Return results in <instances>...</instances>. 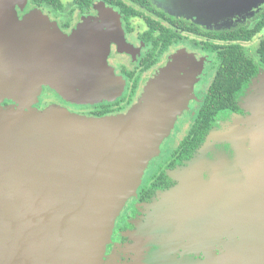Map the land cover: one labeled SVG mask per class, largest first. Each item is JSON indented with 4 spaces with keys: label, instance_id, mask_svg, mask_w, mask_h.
Returning a JSON list of instances; mask_svg holds the SVG:
<instances>
[{
    "label": "water",
    "instance_id": "95a60500",
    "mask_svg": "<svg viewBox=\"0 0 264 264\" xmlns=\"http://www.w3.org/2000/svg\"><path fill=\"white\" fill-rule=\"evenodd\" d=\"M27 1L0 0V264H102L117 217L192 95L193 66L178 64L148 82L142 99L163 91L167 106L151 120L155 104L146 100L102 118L57 106L38 112L32 106L45 86L75 105L120 98L125 83L107 57L110 44L120 49L124 40L106 11L69 37L38 10L19 19L14 9ZM223 1L174 0L191 16L217 11L216 18ZM262 90L264 72L251 81L240 108L260 99ZM244 121L249 131L241 138L251 140L250 148L223 131L209 145L217 135L212 130L189 162L196 175L188 177L190 190H174L170 215L156 222L164 231L185 213L189 225L198 223L187 239L203 255L195 264H264L263 105L233 118L232 126ZM216 143L229 145L234 160L215 165L219 189L211 190L202 173ZM207 197L219 202L211 220L202 208Z\"/></svg>",
    "mask_w": 264,
    "mask_h": 264
},
{
    "label": "flooded vegetation",
    "instance_id": "af4514ba",
    "mask_svg": "<svg viewBox=\"0 0 264 264\" xmlns=\"http://www.w3.org/2000/svg\"><path fill=\"white\" fill-rule=\"evenodd\" d=\"M36 0H28L22 10L16 8L19 19L33 11H40L50 22L56 24L64 35H69L77 26L86 20H99L101 11H106L112 18H118L123 45L111 43L107 63L114 74L125 83L124 91L120 98L112 103L103 102L96 105H75L64 101L54 91L43 88L38 103L33 106L37 110H44L49 106H59L72 114L88 118H102L123 114L136 101L142 85L158 69L164 67L170 58L177 52L184 51L192 55L198 62L199 69L193 82V97L187 104V109L180 123H176L174 129L162 147L159 156L154 159L145 171L142 183L136 196L129 200L115 221L111 241L107 245L102 264H195L203 259L198 248H194L186 238L183 243H174L161 236L163 228L153 225L152 232L148 235H134L139 228L151 221L154 215L153 204L159 205L157 216L161 219L174 207L177 198H169L160 202L163 195L178 186V180L170 174L186 166L197 151L203 146L206 138L214 129L230 123L233 116H245L247 113L239 106L242 96L236 99L237 109H228L214 120L211 128L204 136V140L198 143L192 155L184 156L179 146L189 137L199 114L206 103L208 93L215 80L217 72L216 53L209 51L207 44L210 35L220 32H233L240 29L252 30L264 14V9L254 19H232L228 29L214 30L199 26L185 16H175L160 7L154 0H54L55 2L37 4ZM69 4V5H68ZM210 34V35H209ZM261 41H264V29L256 34L249 43L242 44V51L246 58L255 64L259 63L257 49ZM256 43L255 58L249 57L244 48L246 45ZM230 44L229 42L226 45ZM215 45H220L215 42ZM220 50H218L219 52ZM264 70L261 64L258 73ZM5 102L4 105H9ZM232 150L226 144H215L214 152H210L206 160L215 161L216 154L225 153L233 161ZM208 175H203V180L208 182ZM180 198L178 197V202ZM159 202V203H158ZM158 206V209H159ZM156 216V217H157ZM155 217V218H156ZM177 221H173L177 223ZM156 226V227H155ZM149 232V230H148ZM169 244L162 247L161 241ZM190 244V245H189ZM187 246L192 248L190 251ZM141 260V261H139ZM141 262V263H140Z\"/></svg>",
    "mask_w": 264,
    "mask_h": 264
},
{
    "label": "rangeland",
    "instance_id": "374dc122",
    "mask_svg": "<svg viewBox=\"0 0 264 264\" xmlns=\"http://www.w3.org/2000/svg\"><path fill=\"white\" fill-rule=\"evenodd\" d=\"M154 1L160 7H162L163 9H165L166 11H169L172 14H175V16H185L189 20L194 21L199 26L206 27V28H210L211 27L214 30H224V29H228L229 22H231L232 19L235 18V17H238L239 20H240V22H241V20H244L246 18L254 19L255 17H257V15L259 14V12H261L264 9V0H227V1H223L221 3V6L219 8V10H221V11L219 13V16L216 18V17H211V16H213L217 11L213 15L210 14V15H207V16H204V17L203 16H196V15L191 16L189 13L184 12V11H187V9H188L186 7L185 3H182L183 5H181V3L177 2V4H176L174 2V0H154ZM171 3H173V4H171ZM16 8H18V7L16 6ZM199 8H200L199 5H196L195 6V9L196 10L199 9ZM18 9H20V8H18ZM14 12H15V9H14ZM113 19H114L115 26L117 25L119 27V29L121 30V25H120V22H119L118 18H113ZM86 23H87V20L81 22L77 26V28L75 30H73L68 36L69 37L74 36V33L79 28H81V26L85 25ZM121 33H122V30H121ZM255 48H256V43L254 42V43H251L250 45H246L245 48H244V50H245L246 54L249 57H254L255 58ZM181 63L191 64L193 66L190 70H188V72L192 75V77H193L192 82H194L195 79H196L195 77H196V74L198 72V69L200 68L199 67L200 63L198 64V62L196 61V59L192 55H190V54H188V53H186L184 51L177 52L176 55H174V56H172L170 58V62H168L164 67L158 69L149 79H147L145 81V83L142 85V87H141V89L139 91V94L137 96L136 101L123 114H126L128 111L130 112L134 107H136L138 104L139 105L142 104L143 101L146 100V103H147V105L149 107L153 103L155 104V108L154 109H150V111L148 113V120H151L153 118H156L159 115H164L165 112L163 110L167 108V106L165 104V99L163 97L164 92L161 91L160 93H156V99L155 100H152V99L147 100V99H145V97H143V99H142V97H141L142 94H143L142 92H143L145 86L148 84V82H150L151 80H153L158 74H160L161 71L166 70L167 68L168 69H171L172 68V70H174L175 67H176V65L181 64ZM261 72H264V70H260L259 73H261ZM43 88H48V87L45 86V87H42V89ZM262 91L260 93H257L256 96H255V97H260V99L259 98L255 99V101H253L250 105H246L245 107H244V103H243V107L244 108H242V110L243 109L244 110L247 109L250 112L246 110L247 111L246 113L247 114L250 113L252 115L253 113H257L258 112V110L260 108V105H263V107H264V91L263 92ZM192 97H193V89H192V95L189 98L188 102L190 101V99ZM141 99H142V102L139 103L141 101ZM188 102H187V104H188ZM37 103H38V101L36 102V104ZM241 104H242V100H240L239 105H241ZM35 105H33V106H35ZM33 106H32V109L33 110H36L38 112L43 111V110H41V111L40 110H37ZM53 106H55V105H53ZM49 107H51V106H49ZM49 107H46L45 109H47ZM57 107H59V106H57ZM186 109H187V105H186V108L184 110L182 109L181 110V113L176 117L175 122H174V125H173V128L170 131V134L168 135V137L160 145V147H159V153H158V155L154 159H156L159 156V154L161 152V147H162L163 143L166 140H168L169 136L171 135V133H172V131L174 129L175 124L178 123V122L180 123V121L182 119V116L184 115ZM118 115H122V114H118ZM114 116H116V115H114ZM107 117H109V116H107ZM235 117H237V116H233L232 119L235 118ZM232 119L230 121V124L228 123L227 125H223L219 129H214V132L217 133V135L215 136V134H213L214 137H211L209 139V142H208L209 145L215 143V141L217 139V136L223 131L225 134H228L230 136L234 134L235 137H236V139H237L236 140V144H238L239 146H241L243 144L244 146H247V147L249 146V148H250V145L252 143V142L251 143L248 142L250 139L245 140L244 138H241V137H243V134L244 133H246V132L249 131V128H248L249 126L246 125L245 121H244V123H238V125L232 126ZM240 124H242V125H240ZM230 150H231V147H230ZM231 155H233V153H231ZM216 156H218V158L215 161H213L211 163V165L206 166V169L202 173V177H203L204 174H207L208 175V177H207L208 178L207 184H211L212 185V186H209V189H211V190H214L215 189V186H213V185H215L214 182L215 181L217 182L219 180V178H220L219 177L220 174H218L219 172H216L215 171V165L218 164V162H220V161H222L224 163H225V161L228 162V163H231L232 162L228 158L227 154H225V153L216 154ZM233 157H234V155H233ZM154 159H152L150 161L149 165L151 164V162ZM149 165H148V167H149ZM194 165H196V164H194ZM148 167L146 168V170L148 169ZM192 167H193V165H191V164L188 163L183 168H180V169L176 170L174 173L170 174L172 177L176 178L179 181L178 182V186L175 189L171 190L170 192L166 193V195H163L161 197V199H160V202L162 201V202H165L166 203V200L169 199L171 196L174 195V193H175L174 190H177L178 191L179 188H181V190L183 189L184 192H188V190H190L189 185H190L191 182L188 181V177H189V175L196 177V175H194L195 173H194V170H192ZM143 176H144V174H143ZM143 176L141 178V183H142ZM141 183H140V185H141ZM217 189H219V188H216L215 190H217ZM196 190H197V188H196ZM239 192H241V190H239ZM170 194H172V195H170ZM131 199L132 198H130L129 200H131ZM204 200L206 201V203H205V205L203 204V207L202 208H204V211L207 212V215H208V217L211 220V218H212L211 215H212V213H215L214 211L218 208L219 202H217L214 199V197H207ZM153 205H154L153 206V209H154L155 212H154L153 218H151V221L149 223L147 222V223L143 224L139 228V230H137V232L134 233V235L140 236L139 239L141 237H143L144 235H148L150 232H152V229H153V225L155 223V220H157V221L161 220L160 216H157L159 214L160 206L158 205L159 206V209H158V206L157 205H155V204H153ZM180 206L181 205H179V207ZM189 222L190 221L187 220V214L183 213L181 215L180 222L172 223V224L168 225L167 227H165L164 231L161 233V236L163 235L162 236L163 238L166 237L165 239L171 241V243L172 242L175 243L176 240H179V241H181V243H183V238L188 239L190 237L191 233H192L193 226L195 225V227H196V225L198 224V223H194V224H190L189 225L188 224ZM201 224H202L201 226L204 225L203 222H201ZM148 230H149V232H148ZM110 241H111V237H110ZM110 241L108 242V244L110 243ZM168 244H169L168 241L162 239V241H161V245H163L162 247H165ZM107 245H106V247H107ZM187 248L190 249L189 246H187ZM105 250H106V248H105ZM191 250H192V248L190 249V251ZM139 261H141V260H139Z\"/></svg>",
    "mask_w": 264,
    "mask_h": 264
},
{
    "label": "trees",
    "instance_id": "16d2710c",
    "mask_svg": "<svg viewBox=\"0 0 264 264\" xmlns=\"http://www.w3.org/2000/svg\"><path fill=\"white\" fill-rule=\"evenodd\" d=\"M35 2L50 5L55 1L36 0ZM263 29L264 14L252 30L240 29L233 32L209 34V40L214 43L209 42L207 47L209 51L216 53L218 68L203 110L192 127L189 137L179 146L182 155H192L191 152L194 151L198 143L204 140V136L215 119L228 109H237L236 99L239 96H244L249 84L258 75L260 64L264 69V41L260 42L257 49L258 64L246 58L242 51V44L249 43ZM215 42L221 46L215 45ZM228 42L230 44L226 45ZM218 50L220 51L218 52Z\"/></svg>",
    "mask_w": 264,
    "mask_h": 264
}]
</instances>
